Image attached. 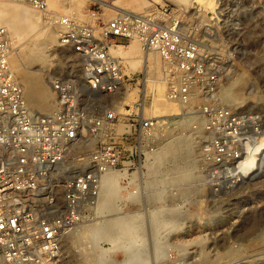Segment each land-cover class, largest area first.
<instances>
[{
  "label": "built area",
  "instance_id": "2783aa9c",
  "mask_svg": "<svg viewBox=\"0 0 264 264\" xmlns=\"http://www.w3.org/2000/svg\"><path fill=\"white\" fill-rule=\"evenodd\" d=\"M26 1L58 28L60 43L81 56L90 91L114 94L134 78V71L125 78L110 53L112 40L137 39L157 52L167 97L192 118L196 176L216 194L263 177L264 83L251 78L248 64L237 68L211 51L215 42L229 44L219 32L190 35L178 16H168L165 3L86 23L51 11L48 0ZM8 57L7 30L0 26V264H69L68 237L106 216L100 205L108 175L121 174L113 203L161 202L140 188L153 151V120L141 113L140 98L126 118L116 104L87 118L75 83L57 75L50 110L36 112Z\"/></svg>",
  "mask_w": 264,
  "mask_h": 264
},
{
  "label": "rangeland",
  "instance_id": "374dc122",
  "mask_svg": "<svg viewBox=\"0 0 264 264\" xmlns=\"http://www.w3.org/2000/svg\"><path fill=\"white\" fill-rule=\"evenodd\" d=\"M22 1L31 5L26 0ZM105 1L111 2L113 0ZM138 2H144L146 7L143 8L139 4L133 7L134 10H130L131 13L140 14L155 9L158 3H165L169 11L168 16H178L181 24H183V27L190 35L201 37L206 35L205 32H210V30L214 34L219 32L221 37L227 40L229 44L215 42L212 47L209 46L211 51L218 56L225 54L224 59L227 60L226 62H234V66L237 68L239 66L240 68L241 66L246 67V64H248L251 68L249 69L251 78L264 83V0H187L182 5L173 0H138ZM67 3L68 0H59L57 7H48L51 11L64 15L63 8L67 6ZM91 10L96 11L95 16L91 15ZM201 11L204 13L203 19L198 17V13ZM117 13L118 11L104 6L100 0H83L78 9L70 8L68 10V16L72 19L86 23L97 22L96 17L106 20ZM39 14L42 25L47 27L45 32L46 39L49 40L51 31L54 34H52L53 40L50 44L48 42L44 50L37 51L38 54H45V56L37 58L38 61L35 62L32 61L30 56V58L25 57L20 60L17 58L21 51L22 41L25 38L21 41L12 40L6 26L0 24L7 30L9 55L13 53L21 67L23 66L22 69L25 73H28L22 76L17 74L14 76L23 85L29 105L36 112L50 110L54 102V95L50 91L51 83L49 80L57 75L62 79L71 80L75 83L80 95L79 105L87 115V118L101 113L113 104L118 105V111L124 118L131 116L130 114H133L136 104L133 101L141 98L143 76L140 73L142 72L141 66L133 68L129 61L132 57H140L142 59L145 48H143L141 42L133 38H118L109 43L113 47L119 45L123 50H129V44L132 41H136L138 45V54L128 51L125 55H114L120 61V67L125 74V78L127 74L135 72L133 79L125 80L126 87H122L120 96L113 93L103 94V92L88 91L82 85L84 78L81 56L75 52L72 46L61 44L58 28L49 25L40 11ZM11 40L12 43L10 42ZM24 43L26 42H23V45ZM149 51L157 54L154 50ZM158 59L160 61V78L163 80V91L164 93L166 92L165 96H167V77L165 79L166 75L163 72V63L159 55ZM32 63H36V67L41 68L38 73L29 74ZM154 69L152 64L150 69L151 76L154 75ZM45 86L46 88L50 87L46 89ZM38 89L44 90L42 94L38 93L39 96L35 93ZM127 93L136 94L131 99L132 101L126 99ZM150 93L155 97L157 89L154 88L152 92L150 90L149 95ZM95 95L98 97L97 100L92 99ZM117 99H120L123 103L117 102ZM167 100L171 101V103L173 102L175 107L180 104L166 97ZM124 104L126 105L124 106ZM150 105V113H145L143 107H141L140 99L141 113H145L146 116L156 115L157 113L152 111L154 109L153 101H150ZM161 106L166 105L161 103ZM170 131L176 132L177 129L172 128ZM193 148L196 155L193 171L190 176L186 177L188 179L185 182H180V185L185 190L184 197L186 202L183 203L182 207L179 208L180 211L176 212L175 217H173L174 223L169 226L170 230L166 227L163 228L160 224L153 226L152 230L150 229L148 222L151 221V217L147 212H149L151 206L156 205L151 203L131 206L112 203L117 207L114 209L110 207L111 210L103 212L106 216L101 220L105 221L112 216L111 213L120 210V208L123 213L130 212L133 209L142 211L138 221L141 224L139 234L143 240V246L138 249L137 256L139 258L137 257L134 264L141 263L144 258V264H228L230 261L229 264H264V175L262 178L246 182V184L234 190H226L216 194L209 183L203 180V176H196L195 167L199 157L196 146H193ZM191 186H197L198 190L189 192L188 189ZM152 187L153 185L151 184L147 185L143 187V191L150 193ZM177 193H179L178 189L172 187L165 194V202L168 203V201L170 202L177 198L178 195H182ZM144 208L147 209L145 214L143 212ZM162 215V212L158 213L155 217L156 219L153 220L154 224L162 218ZM101 220L85 224L83 231L88 232L91 236L95 226ZM157 230L160 231V234L153 235ZM73 236H69L64 245L66 259L69 264H72L71 261L76 264H83L75 258L77 252L70 242ZM109 244L110 242L105 238L96 242L99 247H107ZM122 252V250H115L114 256L117 259L119 257L123 258ZM235 258H240V261ZM232 260L234 261L232 262Z\"/></svg>",
  "mask_w": 264,
  "mask_h": 264
},
{
  "label": "bare ground",
  "instance_id": "6f19581e",
  "mask_svg": "<svg viewBox=\"0 0 264 264\" xmlns=\"http://www.w3.org/2000/svg\"><path fill=\"white\" fill-rule=\"evenodd\" d=\"M82 1L83 0H68L67 6L63 8L64 15H69L68 10L70 8L78 9ZM100 1L104 6L118 12H130V10L133 9L134 6H137L139 4H141L140 6H142L143 8L146 7V4L144 2H138V0H113L111 2H107L105 0ZM173 1H175L179 5H182L187 0ZM58 2L59 0H48V6L52 8L57 7ZM207 7L209 6L207 5ZM203 16L204 13L202 11L198 13L199 19H203ZM0 24L6 26L12 40L16 39L17 41H21L23 38H25L22 41L21 51L17 55V58L19 60L30 56L32 57L31 59L33 62L38 61L37 58H43L45 54H38L37 51L44 50L47 43L49 42L50 44V42L53 40L52 34H54V32L52 33V31L49 34V40L46 39L47 37L45 36V32L47 31V27H45V25H42L38 9H36L32 5L24 3L22 0H0ZM12 40L10 41L11 43ZM23 42H26L27 44L24 43L23 45ZM109 51L113 55H125L128 51L134 54L139 53L136 41H132L129 44V50H123L118 45L117 47L110 46ZM8 60L14 75L17 74L22 76L23 74H28L25 73V71L22 69L23 66L21 67L13 53H10ZM129 62L133 68L141 66L142 72L144 74L142 79L143 86L140 98L141 107H143L145 113H150V106L152 105V103L150 105V101H153L154 109L152 111H155L157 113L156 115L151 116L153 117L152 120L154 124L153 151L146 163V168L142 171V173L140 172L139 174L141 180L140 188L143 190V187H146L150 184L153 185L150 193L148 194L150 197L155 196V200L161 201L160 203H157L156 205H153L149 208V216L151 217V221H149L148 223L151 230L153 226L159 224L163 228L166 227L169 229V226H172V224L174 223L173 217H175L176 212L178 213L180 211L179 208H181L183 203L186 202V199L184 197L185 190L183 186L180 185V182H185L188 179H186V177L190 176V173L193 171L192 168L195 165L194 161H196L195 149L193 148V146H196V144H194L192 141L194 132L190 128L192 118L186 116V113L181 110L180 104L178 107H175L173 102L171 103V101H166L167 96H165L166 92L164 93L163 91V80L162 78H160V61L157 54H153L149 50L144 49L142 59H140V57H132ZM152 64L155 68L153 76L150 75ZM30 68L31 69L29 70V74L38 73V71L41 69L40 67H36V63L31 65ZM163 72L165 71L163 70ZM51 80H49L50 83ZM82 85L86 88V90L90 91L85 80H83ZM48 87L46 88L45 86L46 89H48ZM50 88V91H53L52 83ZM154 88L157 89L155 97H153L151 93L149 95L150 90L152 92ZM43 91V89H38V91L35 93L39 96V94H42ZM120 92L122 93V90L114 94L120 96ZM134 95L136 94L127 93L126 99L131 100L132 98H134ZM97 98L98 97L96 95L93 96V99L97 100ZM117 101L120 102L121 100L117 99ZM161 103L166 106L162 107ZM172 128H176L177 131H170ZM120 176L121 174L113 173L108 175L103 181V201L100 205L102 213L107 210H111L110 207H113L112 209L117 207L112 203L113 200L118 197L119 191L122 187V185L119 184ZM172 187H175V189L177 188L179 192L177 194L182 195H178L180 198L177 196V198L171 200L170 202L167 200V203L164 199L165 194L170 189H172ZM188 190L189 192L197 191L198 187L191 186ZM146 208H144V214L147 211ZM160 212L163 213L162 218H160V220L154 224L153 220L156 219L155 217ZM111 214L112 216L107 218L105 221L101 220V222L97 223L94 231L91 234L92 237L90 236V234H88V232L83 231V226L85 224L77 228V230L74 232V236L71 237L70 242L73 244V247L77 252V256L75 255V258L80 263L134 264V261L138 257V249L143 246V240L139 234L141 224L138 221L140 216L142 215V211L140 209H133L130 212L123 213L120 208V210H117L116 212H113ZM155 234L159 235L160 231L157 230V232L153 235ZM103 238L107 239L110 242L109 246L99 247L98 245H96L97 240ZM115 250H122V256L124 257H119V259H117L116 256H114ZM240 258L235 259L239 260ZM144 260L142 259L141 263H135L144 264ZM233 261L234 260H232V262ZM71 262L72 264H76L73 261Z\"/></svg>",
  "mask_w": 264,
  "mask_h": 264
}]
</instances>
